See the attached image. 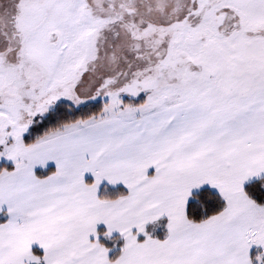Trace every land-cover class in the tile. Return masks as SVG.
<instances>
[{"label":"snow or ice","instance_id":"1","mask_svg":"<svg viewBox=\"0 0 264 264\" xmlns=\"http://www.w3.org/2000/svg\"><path fill=\"white\" fill-rule=\"evenodd\" d=\"M0 264H264V0H0Z\"/></svg>","mask_w":264,"mask_h":264}]
</instances>
